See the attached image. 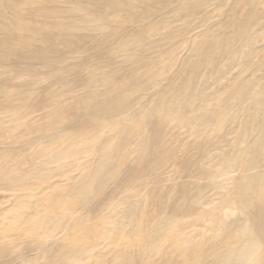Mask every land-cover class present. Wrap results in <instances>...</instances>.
I'll return each mask as SVG.
<instances>
[{
	"label": "bare ground",
	"instance_id": "obj_1",
	"mask_svg": "<svg viewBox=\"0 0 264 264\" xmlns=\"http://www.w3.org/2000/svg\"><path fill=\"white\" fill-rule=\"evenodd\" d=\"M234 1L0 0V122L14 113L24 117L21 129L27 132L14 135L30 145L76 135L104 115L105 120L143 115L144 131L128 133L119 146L127 162L124 179L137 182L158 181L152 160L160 156L165 113L191 104L212 131L223 124L226 130L230 122L234 132L243 124V147L228 145L214 156L225 141L204 143L195 165L199 175L210 177L222 159L225 180L238 169L241 184L234 197L264 234V206L252 203L256 193H264V67L255 60V29L264 34L263 16L260 9L253 13L254 0L241 7ZM222 8L214 31L212 19ZM194 54L201 55L199 64L198 57L189 60ZM173 70L163 92L160 81ZM152 89L159 93L151 95ZM160 97L162 103L155 102ZM151 107L156 118L147 114ZM196 123H183L195 138L206 130ZM15 126L13 120L0 132ZM143 148L151 150L148 155L130 158ZM112 157L97 156L96 164ZM250 249L240 248V264L255 257Z\"/></svg>",
	"mask_w": 264,
	"mask_h": 264
},
{
	"label": "rangeland",
	"instance_id": "obj_2",
	"mask_svg": "<svg viewBox=\"0 0 264 264\" xmlns=\"http://www.w3.org/2000/svg\"><path fill=\"white\" fill-rule=\"evenodd\" d=\"M243 1L234 2L241 7ZM259 9L264 24V0H254L253 13L259 15ZM220 12L225 9L215 12L214 31ZM255 31L259 48L255 60L264 67V34ZM193 59L197 64L203 60L200 54L189 60ZM171 73L175 75V70L160 81L163 92ZM160 99L155 102L162 103ZM249 105L258 110L253 102ZM153 111L151 107L147 114ZM165 114L160 156L152 160L158 165V181L147 182L124 179L127 162L119 148L128 133L144 131L143 115L108 120L104 115L102 122L81 128L76 135L30 145H21L27 138L14 135L27 132L21 129L24 117L14 113L1 121L0 127L9 128L13 120L16 126L0 132V264H240L243 245L255 254L245 264H264V234L251 211L242 206L245 203L234 197L241 184L239 170L232 169L225 180L222 159L210 177L199 175L195 165L204 143L209 147L219 139L225 141L214 156L228 145L243 147L240 140L245 141V135L239 133L247 127L240 124L233 132L225 121L226 130L223 124L212 131L191 104ZM177 119L185 124L195 121L207 131L195 138ZM141 150L130 158L151 151ZM107 152L112 161L97 165V156ZM104 173L108 176L103 179ZM252 203L264 206V193H256Z\"/></svg>",
	"mask_w": 264,
	"mask_h": 264
}]
</instances>
